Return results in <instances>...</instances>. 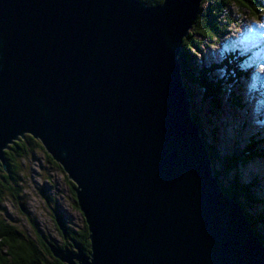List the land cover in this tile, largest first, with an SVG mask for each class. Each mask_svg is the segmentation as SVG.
Wrapping results in <instances>:
<instances>
[{"label":"water","instance_id":"1","mask_svg":"<svg viewBox=\"0 0 264 264\" xmlns=\"http://www.w3.org/2000/svg\"><path fill=\"white\" fill-rule=\"evenodd\" d=\"M202 1L0 0V166L29 136L73 184L91 251L61 263L264 264L182 78Z\"/></svg>","mask_w":264,"mask_h":264},{"label":"trees","instance_id":"2","mask_svg":"<svg viewBox=\"0 0 264 264\" xmlns=\"http://www.w3.org/2000/svg\"><path fill=\"white\" fill-rule=\"evenodd\" d=\"M141 1L148 3L149 6H155L161 4L163 0ZM204 1L205 0H203L200 5L201 10L205 3ZM234 4L243 16L259 20L258 18L260 15L264 14V3L260 0H215V4L210 7L211 9L199 12L191 31H189L187 37L182 41V48L178 60L182 68L184 86L192 98L193 108L202 109L203 107H208L209 109L213 107L210 112L205 113V116L218 115L220 113L218 109L220 108L222 111V106L224 105H228L230 110L232 108L233 114H236L241 109L240 105H242V99L238 92L237 94L235 93V90L238 89L240 77L244 75L247 76L248 72V68L244 70L241 69V61L244 60L246 62L245 64L250 66L252 62L251 59H247V57L250 58L257 52V50L253 52L256 49L253 48L250 53L246 54L239 48L230 45L229 42H223L222 44H224L225 47L222 53L214 54L208 52L206 54H200L199 46L203 44V41L211 45L217 44V42L220 44L222 42L221 38H223L224 34L222 29L223 31L226 30L217 22L219 17L225 20L226 28L228 25L236 24L237 21L235 22L231 19L229 10L230 6ZM212 41L214 43H212ZM258 50L261 51L262 48L260 47ZM195 53L200 54L198 65L195 64ZM238 54H241L242 57H238ZM252 67L253 66H250L249 69ZM232 89H234V92ZM223 98L225 100L224 103H222ZM193 108H191V115L194 121L197 122L201 138L206 145L212 162L214 177L217 178L219 186L226 195L235 196L237 198L243 209L246 220L252 225L256 236L264 245V227L260 232H257L259 223L264 226V199L260 196L261 191L259 188L262 176H255L246 182L242 180L239 175L234 174L232 175L231 181L225 182L219 178L215 165L216 161L220 159L223 174H230L235 170L237 165L243 163L242 161L247 162L254 159L256 156L264 155L263 147L258 146L256 140H254V142L250 141V143L241 149L236 148L234 154L231 153L228 157L219 158L215 146L212 144L208 145L205 139V134L202 129L203 116H200V112L196 115L193 112ZM207 123L209 126L213 125L210 120H208ZM242 124H244V122H242ZM216 135L217 129L214 128L211 131L213 140L216 139ZM25 137L26 140H18L5 151L7 171H4L0 166V213L1 211L5 213L3 204L8 197L14 200L23 199L21 195L22 186L20 185V182H22V165L20 162H22L24 158L31 156L35 150L42 151L46 156L47 162L49 161L63 173L67 179L66 183L71 188L73 206L78 210L73 191L74 186L61 167L45 153L43 147L37 140L29 136ZM48 200L52 201L51 198H48ZM52 206L55 207L53 201ZM253 208H258L259 213L254 214L253 212H248L249 210H253ZM53 215L54 222L56 223L54 227L57 233L64 236V233L57 224L56 216H58L63 225H65L66 221L57 211L53 212ZM29 222L32 223V220ZM32 224L34 225L35 222ZM37 230L38 229H36V232L38 233ZM66 231L72 235L76 244L81 248V251L89 255L91 249L85 222L82 229L75 233L68 228H66ZM42 242V244H36L32 239L26 238L24 233L16 226L10 224L5 217H0V264H62L58 259L54 258L51 248L55 247L62 250L64 249L63 245L57 244L48 237H42ZM69 248L71 249L70 246Z\"/></svg>","mask_w":264,"mask_h":264},{"label":"rangeland","instance_id":"3","mask_svg":"<svg viewBox=\"0 0 264 264\" xmlns=\"http://www.w3.org/2000/svg\"><path fill=\"white\" fill-rule=\"evenodd\" d=\"M260 1L264 3V0ZM204 2L202 11L211 9L210 7L215 4V0H205ZM229 10L230 17L233 21H237L236 24L228 25L226 28L225 20L219 17L217 22L226 30L223 31L222 29V32H224L223 38H221L222 42L211 45L203 41V44L199 46L200 54H206L208 52L220 54L225 47L222 43H227V41L230 45L238 47L241 50H243V46H246L244 48L247 49V52H249L248 45L250 42H256L258 46L253 51L255 52L257 50L256 54H253L250 58L247 57V59H251L252 64L250 66H253L251 69H249L250 66L248 64H245L246 62L244 60L241 61V69L248 68V72L247 76L240 77L238 89L235 90V93L237 94L238 92L242 99L241 109L236 114H233L232 108L230 110L228 105H224L222 106V111L220 108L218 109L220 110L218 115H206V118L205 113L210 112L213 107L209 109L208 107H203L202 109L193 108V112L196 115L200 112V116H203L202 129L205 134V139L208 145L212 144L215 146L221 159L228 157L231 153L234 154L236 148L241 149L250 143V141L254 142V140L264 150V72L261 71V65H264V28L259 27L260 30L255 28L256 26L264 25V14L260 15L259 20H255L248 16H243L235 4L231 5ZM256 32L259 37L258 39H255L257 36L253 37ZM212 43L214 42L212 41ZM260 47L262 48L261 51L258 50ZM200 54L195 53L196 65L199 64ZM237 56L242 57L241 54ZM232 91L234 92V89ZM224 101L223 98L222 103ZM208 120L213 125L209 126L207 123ZM214 128L217 129L215 140L211 136V131ZM242 162L230 174L224 175L220 159H218L215 165L219 178L225 182L231 181L232 175L236 174L242 180L248 182L255 176H262L259 188L261 191L260 196L264 199V155L256 156L247 162ZM20 163L22 165V182H20V185L22 186L21 195L23 199L14 200L10 197L5 199V203L3 204L5 213L1 211L0 217H5L10 224L19 228L28 239H34L37 233L35 229H38L37 231L44 238L48 237L60 245L62 237L54 227L51 210L46 201L47 198L52 199L55 205V212L57 211V213L63 216L69 230L75 233L82 229L84 225V219L81 213L73 206L71 188L66 183L67 179L58 168L48 165L45 154L40 150H35L31 156L24 158ZM22 208L28 215L22 213ZM248 212L256 214L259 213V209L253 208V210H249ZM30 220H32V223L35 222V226L32 227L30 225ZM263 227L259 223L257 232H260ZM68 243L72 244L71 240H68ZM67 250L77 255L73 244L71 249Z\"/></svg>","mask_w":264,"mask_h":264},{"label":"flooded vegetation","instance_id":"4","mask_svg":"<svg viewBox=\"0 0 264 264\" xmlns=\"http://www.w3.org/2000/svg\"><path fill=\"white\" fill-rule=\"evenodd\" d=\"M23 140H26V137H24V139H22V141ZM48 165H50L51 167H55L53 164H51L49 161H48ZM46 201H47V204L49 205V207H50V210H51V216H52V220H53V222H54V215H53V212H55V208H54V206H52V201L51 200H48V198L46 199ZM51 203V204H50ZM22 213H25V214H27L28 215V213H26L25 212V210L22 208ZM30 223V222H29ZM30 225H32V227L34 226L33 224H31L30 223ZM54 225L56 226V223L54 222ZM64 226V228H65V226H66V223H65V225H63ZM35 228V227H34ZM66 228H67V226H66ZM66 228H65V234H64V236H61V234H60V236L62 237V241L60 242L61 244L60 245H63V247H64V249H69L70 250V248H69V246L70 247H72V244H69L68 243V240H71V243H73V245H74V247L77 249V248H79L80 250H81V248L76 244V242L74 241V238L72 237V235L71 234H69L67 231H66ZM36 230V229H35ZM42 234H39V232L38 233H36V235H35V237H34V239H32L36 244H42L43 242H42ZM44 238V237H43Z\"/></svg>","mask_w":264,"mask_h":264},{"label":"snow or ice","instance_id":"5","mask_svg":"<svg viewBox=\"0 0 264 264\" xmlns=\"http://www.w3.org/2000/svg\"><path fill=\"white\" fill-rule=\"evenodd\" d=\"M259 27L264 28V25H259ZM251 31V29H249ZM261 71L264 72V65H261Z\"/></svg>","mask_w":264,"mask_h":264}]
</instances>
